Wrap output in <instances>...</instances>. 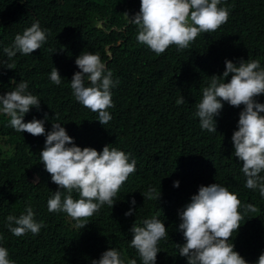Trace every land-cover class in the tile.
I'll return each instance as SVG.
<instances>
[{
	"label": "trees",
	"instance_id": "16d2710c",
	"mask_svg": "<svg viewBox=\"0 0 264 264\" xmlns=\"http://www.w3.org/2000/svg\"><path fill=\"white\" fill-rule=\"evenodd\" d=\"M254 4L255 0H221L218 6L228 9L225 23L211 33H199L186 49L177 51L170 45L161 56L137 41V26L124 17L139 10L140 0H0V58L7 59L3 46L34 21L48 30L47 42L33 54L17 52L14 68L0 66V93L12 90L23 78L40 98V107L25 114L26 122L47 113L46 132L59 120L78 145L102 150L110 144L136 160V170L121 185L113 206L104 204L92 216L81 218L87 223L81 227L64 212L48 211L47 199L58 186L39 161L46 135L17 132L9 118L0 115V139L10 145L7 150L0 148V243L9 250L10 259L16 264H91L114 247L140 264L136 250L129 246L130 229L136 220L155 214L169 233L159 242L156 264H187L178 253L177 245L185 243L178 211L200 185L215 182L237 193L242 205L256 209L246 214L239 209L242 225L230 237L235 250L247 261L264 250V199L258 190L244 187L245 178L231 166L237 159L227 127L217 123V132L202 130L194 115L202 89L212 75H222L226 58L236 63L259 60L264 67V18L257 14L264 10V0H258L249 13ZM100 22L104 29L98 28ZM126 26L127 33L120 31ZM82 51L99 53L119 81L111 89L114 106L108 109L112 119L106 125L75 100L69 87ZM54 66L62 76L61 85L48 79ZM177 179L179 187H173ZM150 185L156 192L145 200L142 192ZM26 203L43 227L36 235L17 237L5 226V218L18 216ZM129 207L135 211L125 216Z\"/></svg>",
	"mask_w": 264,
	"mask_h": 264
},
{
	"label": "clouds",
	"instance_id": "9594fccd",
	"mask_svg": "<svg viewBox=\"0 0 264 264\" xmlns=\"http://www.w3.org/2000/svg\"><path fill=\"white\" fill-rule=\"evenodd\" d=\"M257 2L255 0L249 13ZM218 5L221 0H140L139 10L128 11L124 17L129 25L137 26V41L162 56L170 45L181 51L188 48L199 33H211L225 23L228 9ZM257 14L264 18V10ZM103 25L100 22L98 28L104 29ZM128 26L120 31L127 33ZM47 39L48 30L42 28L39 21H34L22 33H17L10 45L3 46L2 53L7 59L0 58V66L14 68L12 58L17 52L20 55L33 54ZM110 49L109 46L106 51ZM75 64L79 70L74 72L69 84L73 97L96 113V120L106 125L112 119L108 109L114 106L111 89L119 81L113 79L112 70L107 68L99 53L82 51ZM230 73L231 78L226 81ZM61 78L54 66L48 79L61 85ZM163 86L160 81L161 91ZM177 102H182V98ZM33 106L40 107V98L29 90L28 81L23 78L12 90L0 93V115L9 118L8 123L15 131L46 135L39 161L58 186L47 199L48 211L64 212L78 226L84 227L87 223L81 218L92 216L104 204L113 206L121 185L136 170V160L110 144H105L102 150L78 145L59 120L53 122L51 130L46 132L47 113L42 119L33 117L26 122L25 114ZM195 109L194 115L199 118L202 130L217 132V123L227 127L229 144L237 159L231 166L245 178L244 187L258 190L264 199V67L259 60L240 59L236 63L226 58L222 75L211 76ZM0 148L7 150L10 145L1 140ZM179 184V179L173 181V187H179ZM73 192L78 194L76 198ZM155 192L150 185L142 194L146 200L154 198ZM130 204H136L134 197ZM239 209L245 214L256 211L252 204L242 205L238 194L221 183L199 186L190 201L178 211L181 221L178 227L185 240L182 245H177L178 253L187 258V264H264L263 248L248 261L235 250L230 237L242 225ZM134 211V207H129L124 215L130 216ZM34 217L32 205L26 203L18 216H6L5 226L17 237L28 232L36 235L43 227V221L37 222ZM130 231L133 235L129 246L136 250L140 264H156L157 253L161 251L159 242L169 235L164 221L154 214L139 222L136 220ZM0 264H16L2 243ZM91 264H137V259L126 258L120 250L110 247Z\"/></svg>",
	"mask_w": 264,
	"mask_h": 264
},
{
	"label": "water",
	"instance_id": "95a60500",
	"mask_svg": "<svg viewBox=\"0 0 264 264\" xmlns=\"http://www.w3.org/2000/svg\"><path fill=\"white\" fill-rule=\"evenodd\" d=\"M101 26H99V28H100Z\"/></svg>",
	"mask_w": 264,
	"mask_h": 264
}]
</instances>
